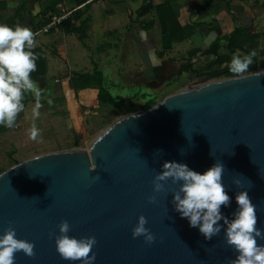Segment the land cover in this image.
I'll list each match as a JSON object with an SVG mask.
<instances>
[{"label":"water","instance_id":"95a60500","mask_svg":"<svg viewBox=\"0 0 264 264\" xmlns=\"http://www.w3.org/2000/svg\"><path fill=\"white\" fill-rule=\"evenodd\" d=\"M258 72L264 69L242 79L200 75L155 105L120 115L89 148L36 154L3 170L0 235L11 226L18 239L34 243L35 255L18 251L14 264H80L56 250L62 220L69 236L96 238L94 264H230L237 253L223 229L206 241L173 210L179 184L162 181L155 192L153 179L165 161L201 173L221 162L231 197L223 213L231 218L235 193L248 190L264 228V75ZM140 215L155 237L151 243L132 236Z\"/></svg>","mask_w":264,"mask_h":264},{"label":"crops","instance_id":"0c3cea01","mask_svg":"<svg viewBox=\"0 0 264 264\" xmlns=\"http://www.w3.org/2000/svg\"><path fill=\"white\" fill-rule=\"evenodd\" d=\"M50 1L0 0V20L10 26H23L21 23H27L25 27H30L33 31V26L44 15L43 10L49 6ZM78 1L61 0L56 5L57 10L61 14L60 5H63L69 10L83 11L85 16L90 17L88 36L95 41L102 37L107 40L113 34H118L119 39L122 29L131 23L134 33L131 39L133 49L129 55L134 59L131 62L128 60L130 56L126 59L124 51L121 54L122 50H117L119 58L115 65L117 72L126 69L135 72L138 76L135 83H144L150 89L149 93L139 95L146 94L148 99L165 93L169 90L168 86H177V83L183 82L180 81L181 76H185L186 80L185 74L188 72L213 71L216 68L213 63L216 56L209 53L208 48L215 40L223 38L220 52L225 53L227 38L238 27L261 33L255 50H264V0H94L80 5ZM47 12V15L53 14L51 11ZM149 24L151 28L148 29ZM134 25L136 26L133 27ZM102 42L98 43V56L92 55L93 53L88 55L90 51L87 50L92 47L87 42L90 49L86 48L76 33H66L63 29L56 28L35 37L32 50L39 57L37 67L43 70L49 67L50 62L57 64L55 57L66 55L72 63L84 66L79 72L92 70L95 59L105 73L104 60L108 53L102 51ZM149 51L154 53V61L149 59ZM233 54L246 53L236 48L233 49ZM50 57L51 60H48ZM87 60L90 61L89 68L86 67ZM258 69H264V54L258 58ZM155 79H158L159 86L151 84ZM35 81L38 82L36 79ZM169 81L171 85L162 88ZM43 85L38 83L39 87ZM67 91L71 96V89L68 88ZM78 92H82L83 100L92 102L98 98L99 91L96 88H85ZM2 133L5 131L0 132Z\"/></svg>","mask_w":264,"mask_h":264},{"label":"clouds","instance_id":"9594fccd","mask_svg":"<svg viewBox=\"0 0 264 264\" xmlns=\"http://www.w3.org/2000/svg\"><path fill=\"white\" fill-rule=\"evenodd\" d=\"M34 43L35 33L30 28L0 23V126H14L18 114L25 108L23 101L26 94H31L35 99L33 117L40 115V101L44 90L31 77V73L37 69L36 61L39 58L32 51ZM256 55L255 50H249L242 56L233 54L228 70L235 79L246 77L245 73L249 71ZM149 59L154 61L152 51H149ZM256 75H264V72ZM47 103L51 105L53 101L48 99ZM40 135L41 129L34 122L29 129V139L39 142ZM161 168L153 179V190H163L161 182L169 179L173 184H179L171 193L172 206L180 217L187 219L189 227L197 228L206 241L217 236L223 229L225 243L237 253L230 264H264V246L260 244L264 240V228L258 226V211L248 190L235 193L237 206L231 218L222 211V207L231 205V197L222 183L223 163L215 162L203 173L176 161H165ZM233 183L239 187L241 181L234 179ZM148 199L150 202L155 201L154 196ZM146 223V217L140 215L132 229V236H143L146 243H151L155 237L145 227ZM58 228L59 235L55 236V245L60 257L69 261L78 260L80 264H94L95 253L91 250L97 243L96 238L88 236L77 239L69 236L70 225L67 220H62ZM21 250L26 256L35 255L34 243L18 239L16 229L9 226L0 235V264H14V254Z\"/></svg>","mask_w":264,"mask_h":264},{"label":"rangeland","instance_id":"374dc122","mask_svg":"<svg viewBox=\"0 0 264 264\" xmlns=\"http://www.w3.org/2000/svg\"><path fill=\"white\" fill-rule=\"evenodd\" d=\"M61 7L62 13L69 11V9L65 8L63 5H60V8ZM47 14L48 12H45L43 16H40L39 22L47 20L51 16L59 15L60 13ZM0 21L1 23L3 22L2 19ZM21 24L26 26L27 23ZM130 24L125 27V29H122L120 32L121 38L119 39L117 38L118 34H113L108 36L106 38L107 40H104L105 37H102V39L95 41L93 40L94 38H89L88 32L85 39L92 47L91 50H87L90 51V53L88 52V55L93 53L92 55L94 56L100 54L98 43L103 41L102 51L108 53L104 60V63L106 64L105 74L108 79L107 85L116 99L128 98L126 108L124 110H118L109 103L101 102L98 98L92 102L83 100L81 95L82 92H75L71 88L69 78H71L75 72L84 69V66L72 63L68 60L66 55L55 57L57 58V64H52V62H50L49 67L44 70L37 67L36 71L32 73L33 80L36 79L38 81L37 83H40L41 85L48 83V89L41 97V107L39 109L40 115L35 118L33 117L32 108L35 104V99L32 98L26 108H24L21 116L17 117L14 126L8 128L4 134H0V173L14 165L16 162L22 161L33 155L76 147V139H79L80 141V144L77 146L89 148L93 140L120 115L141 109V103L145 102L148 98H143L139 94L149 93V87L145 86L144 83H135L138 79L136 78L138 76H136L135 72L128 69L117 72L118 68H116L115 65L119 58L117 50H122L121 54L124 51L126 59L130 56L128 60H131V62L134 59L129 55L133 49V42L131 39L134 33ZM36 25H38V22ZM135 26L136 25L133 27ZM35 31L36 30L33 26V33ZM49 32L50 31L39 32L35 37L42 33ZM32 51L35 53L34 50ZM48 60H51V57ZM87 62L88 65L86 67L89 68L90 61L87 60ZM196 67H199V65L196 64ZM185 75H187L186 80H188H184L185 76H181L180 81L183 82L177 83V86L169 87L168 85H171L170 81L167 82V85H163L162 88L168 86L169 90L165 93L162 92L158 97L156 96V102H159L165 96L186 86L199 76L193 72H188ZM220 77H224V75H221ZM157 80H152L151 84L160 85V83H157ZM68 88L72 91L71 96L68 94ZM57 96H63L65 97V100L58 102L55 108L46 104V100ZM34 122L36 126L41 129L39 142L29 139V129ZM14 148L16 149L13 150Z\"/></svg>","mask_w":264,"mask_h":264},{"label":"trees","instance_id":"16d2710c","mask_svg":"<svg viewBox=\"0 0 264 264\" xmlns=\"http://www.w3.org/2000/svg\"><path fill=\"white\" fill-rule=\"evenodd\" d=\"M85 0H79L78 5L82 4ZM61 0H51L49 6L43 10V12L51 11L52 13H59L56 5L60 3ZM84 12L76 9L74 10L68 17L64 18L60 23L56 24L52 27V29L61 28L66 33H76L79 39L83 42L86 48L90 49V46L86 43L87 30L90 27V17L85 16ZM52 16L47 20L38 22V25H34L35 30L40 29L45 24L49 23L52 20ZM15 26V25H13ZM151 28V24L147 27ZM261 36V33H253L249 29L244 27L236 28L233 33L227 38L226 48L227 51L225 53L220 52V48L222 47L221 42L223 38H218L215 40L210 47L208 48V52L215 54V59L213 61L215 65L216 75L221 76H234L229 69V62L233 56V49L239 48L242 49L245 53L249 50H255V48L259 45L258 38ZM257 55L253 58V64L250 65L249 72L255 71L258 69V58L261 54H264V50H255ZM242 56V55H241ZM94 65L93 69L86 72H75L70 78V86L76 92L85 88H96L98 89V99L101 102L109 103L114 108L118 110H124L128 104V98L116 99L107 85V79L104 71L99 67L96 60L93 59ZM192 70V69H191ZM197 76L204 74L203 71H195ZM41 89L44 90L43 94H45L48 89V85L40 86ZM143 98H147V95H143ZM31 94H26V97L23 101L25 104V108L28 103L32 100ZM53 103L49 105L47 100L45 101L48 106H52L55 108L58 102L65 100L63 96H57L54 98H50ZM157 97L154 96L152 98L146 99L145 102L141 103V109L149 108L155 105L157 102ZM22 113V112H21ZM21 113L18 114V117L21 116ZM8 129V127L0 126V132H4ZM79 139L75 140V145H79ZM14 148L13 150H15ZM12 153V152H10Z\"/></svg>","mask_w":264,"mask_h":264},{"label":"built area","instance_id":"2783aa9c","mask_svg":"<svg viewBox=\"0 0 264 264\" xmlns=\"http://www.w3.org/2000/svg\"><path fill=\"white\" fill-rule=\"evenodd\" d=\"M94 0H85L83 3L87 4L88 2H92ZM73 10H69L67 12L61 13L59 15L53 16L52 20L42 26L40 29H37L34 33L35 35L38 34L39 32H48L52 29L53 26L56 24L60 23L64 18L68 17Z\"/></svg>","mask_w":264,"mask_h":264},{"label":"flooded vegetation","instance_id":"af4514ba","mask_svg":"<svg viewBox=\"0 0 264 264\" xmlns=\"http://www.w3.org/2000/svg\"><path fill=\"white\" fill-rule=\"evenodd\" d=\"M208 73L215 74V72H213V71H207V72H205V73H204V74H202V75H205V74H208Z\"/></svg>","mask_w":264,"mask_h":264}]
</instances>
